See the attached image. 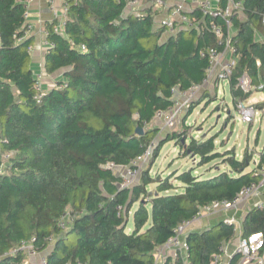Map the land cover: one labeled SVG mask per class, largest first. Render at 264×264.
I'll list each match as a JSON object with an SVG mask.
<instances>
[{
	"label": "trees",
	"instance_id": "trees-1",
	"mask_svg": "<svg viewBox=\"0 0 264 264\" xmlns=\"http://www.w3.org/2000/svg\"><path fill=\"white\" fill-rule=\"evenodd\" d=\"M233 1L241 9L229 17L236 50L230 95L236 105L261 92L263 99L253 106L264 110V0ZM125 6L126 0L70 1L63 25L45 23L43 74L61 73L56 85L44 84L38 100L34 40L24 35L26 8L18 0H0V264H26L20 246L29 241L46 264H155V250L182 221L260 180L264 146L254 161L247 151L241 157L234 148L218 151L215 136L187 140L185 124L163 136L148 126L158 110L173 105L174 88L185 91L204 79L208 58L200 51L216 44L207 28L212 18L194 9L187 15L199 20L198 28L168 33L155 27L160 14L152 7L136 15L125 13ZM214 21L226 32L224 19ZM243 74L253 90L237 86ZM156 140L147 167L132 185L121 186L117 168L131 166ZM169 140L199 165L220 158L226 170L206 179L193 169L151 175L152 162ZM173 177L181 192H168ZM231 215L243 237L264 236V209L250 207L239 218L226 213ZM217 217L186 234L191 264H211L220 247L234 241L235 225ZM158 264H184L183 255L177 250Z\"/></svg>",
	"mask_w": 264,
	"mask_h": 264
},
{
	"label": "built area",
	"instance_id": "built-area-1",
	"mask_svg": "<svg viewBox=\"0 0 264 264\" xmlns=\"http://www.w3.org/2000/svg\"><path fill=\"white\" fill-rule=\"evenodd\" d=\"M23 3L26 12L25 18H27V7L30 0H18ZM77 0H63L60 8V13L65 20V14L68 10L69 2ZM168 0H126L125 10L128 13H135L140 15L145 7H152L159 14L162 11L166 12L165 16H159L155 20V27L162 26L167 29L168 33H174L179 28L192 29L198 28L199 20L190 19L187 13H191L194 9H199L203 15H208L212 20L207 24V28L214 34L216 38L215 45L206 46L200 51V54L208 58V66L206 68V75L201 83L193 84L189 89L185 91H179L177 88L172 90V100L173 105L167 110H158L153 120L161 121L163 127L171 129L179 119L182 111L189 107L190 103L198 98V95L205 89V86L209 83L214 82L216 86L220 82L229 80L232 73V69L235 64V53L236 50L233 44L234 29L231 26L229 17L241 9L240 2H234L233 0H228L225 7L219 4L220 0H173L167 2ZM58 17V15H56ZM217 17L224 19L227 29L226 32L223 31L222 26L214 21ZM63 20V23H64ZM63 23L61 25H63ZM25 34L30 31L31 26L26 23ZM59 29L60 27L57 26ZM44 35L47 34L45 29L43 30ZM45 45H49L45 42ZM81 48H84L81 45ZM43 70L35 72V77L37 79L35 89L37 90L36 98L39 100L42 95V90L44 89V84L42 81ZM56 85V82H54ZM60 86H66L64 82ZM237 86L243 91L253 90L254 87L250 84V79L246 74L239 77ZM235 110L239 114L242 121L250 123L254 120L255 107L253 103L245 101H239L235 105ZM150 147L145 151L144 154L137 157L133 161L131 166L118 167L120 169V174L123 177V182L121 186H130L138 178L141 163L144 161L146 156L150 154ZM261 175L258 182H253L247 186L240 189L231 199L222 200L218 202H213L212 204L206 205L199 209L197 214L191 219L182 221L174 230V235L170 237L163 245L155 250V264H158L165 257L166 250L172 251L175 255L176 251L179 250L181 255H183L184 264H191L187 261L189 245L185 240L186 234L191 230L193 224L200 221L205 217L212 215L223 216L224 222L229 224H234L236 229V237L234 241L220 247V253L213 256L211 264H229L234 255H240L239 260L236 264H264V236L261 232L252 233L248 236H242L240 232V226L236 217L231 215L226 217V213L229 211H238L243 205L250 207H257L258 209H264V168L259 170ZM60 225H66L65 220L60 221ZM34 239H32L33 241ZM31 241L27 243H22L20 249H23L26 254L30 256L36 255V252ZM17 249L12 251L16 252ZM39 254V253H38ZM28 257V258H29ZM30 260V258H29ZM28 264H34L33 261H29ZM38 264H46V259L44 255L41 254Z\"/></svg>",
	"mask_w": 264,
	"mask_h": 264
},
{
	"label": "rangeland",
	"instance_id": "rangeland-1",
	"mask_svg": "<svg viewBox=\"0 0 264 264\" xmlns=\"http://www.w3.org/2000/svg\"><path fill=\"white\" fill-rule=\"evenodd\" d=\"M167 36V32L163 35ZM42 77L43 84L48 86L52 85V82ZM47 79V80H46ZM207 93V94H206ZM206 94V95H205ZM262 97L261 92H253L248 102L258 103L259 98ZM192 111L187 114L188 108L182 111L176 124L171 128L163 127L161 121L154 120L152 124L148 126H158L161 131V136L170 130L181 129L183 124L188 126L187 140L189 138L201 139L210 136H215V144L217 150L222 152L226 149H235L237 157H241L244 151L257 155V152L264 146V110L255 111L254 120L250 123H246L241 120L239 114L235 110L233 104L229 85L227 81L220 82L218 86L207 84L205 89L198 95V98L194 100ZM185 118V119H184ZM184 119V121H183ZM154 141V145L150 148V154L146 156L141 167H147L149 159L151 157V150L157 144ZM187 143V142H186ZM253 155V156H254ZM256 158H254L255 161ZM198 158L192 155L183 156L178 144H175L174 140H169L161 147L158 156L152 162L150 173L154 176L166 177L172 172L176 171L179 174L183 171L193 169V174L198 175L199 178H210L219 171L226 170L224 165L220 163V158L215 159L209 163L199 165ZM251 168V165L249 166ZM173 188L168 192H180L183 190L182 184L175 179L171 178ZM155 184H150L149 191L154 190ZM136 205L133 206V209ZM148 208H150L148 206ZM128 218V226L132 227V212ZM212 223L217 222L220 218L216 215H212ZM150 224V220L146 223L142 231H144ZM235 242V241H234ZM228 245L225 246V248ZM229 248V247H228ZM41 254L37 253L34 256H28L33 260L34 264H38ZM29 258L26 264L29 263Z\"/></svg>",
	"mask_w": 264,
	"mask_h": 264
},
{
	"label": "crops",
	"instance_id": "crops-1",
	"mask_svg": "<svg viewBox=\"0 0 264 264\" xmlns=\"http://www.w3.org/2000/svg\"><path fill=\"white\" fill-rule=\"evenodd\" d=\"M171 1L173 0H168L167 2H171ZM62 3L63 0H30L28 3L26 23H28L31 26V29L27 33L26 38L33 37L34 40L30 50L31 68L34 70V72L43 70V57L45 53V42H46L45 35L43 33L45 23L52 22L54 20H57L58 24L63 23L64 19L60 13V8ZM125 13H128L127 9L125 10ZM56 15H58V17H56ZM165 15H166L165 11H162L160 13L161 17ZM60 73L61 72H58L53 75H45V78H48L51 82H55L58 79L57 77L60 75ZM214 85L216 86L215 83ZM262 99H263V94L262 97L259 98V100ZM254 158H257V155L256 156L254 155ZM245 209H248L247 205H243L238 211H236L238 218L241 217V215H243ZM211 217L212 216L205 217L200 221L194 223L191 230H200L202 228L209 226L212 223ZM128 229H131V227L128 226ZM165 254H166L165 256L173 255V252L166 250ZM30 261L33 260L30 259Z\"/></svg>",
	"mask_w": 264,
	"mask_h": 264
},
{
	"label": "water",
	"instance_id": "water-1",
	"mask_svg": "<svg viewBox=\"0 0 264 264\" xmlns=\"http://www.w3.org/2000/svg\"><path fill=\"white\" fill-rule=\"evenodd\" d=\"M137 132H138V133H141V132H142V129H140V128L137 129Z\"/></svg>",
	"mask_w": 264,
	"mask_h": 264
}]
</instances>
